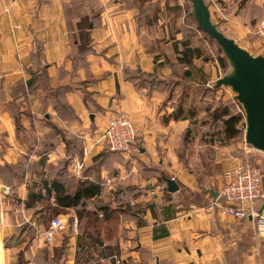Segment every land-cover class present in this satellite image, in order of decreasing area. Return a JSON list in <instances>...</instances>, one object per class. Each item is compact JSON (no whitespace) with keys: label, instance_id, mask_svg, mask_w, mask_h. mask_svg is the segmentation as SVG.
I'll list each match as a JSON object with an SVG mask.
<instances>
[{"label":"crops","instance_id":"0c3cea01","mask_svg":"<svg viewBox=\"0 0 264 264\" xmlns=\"http://www.w3.org/2000/svg\"><path fill=\"white\" fill-rule=\"evenodd\" d=\"M204 1L227 37L264 55V37L255 31L264 0ZM73 2L0 0V172L6 166L20 169L13 189L0 180V264H113L114 256L123 264H264V234L256 218L220 212L226 205L218 196L224 173L243 161L242 147L196 142L214 148L208 157L220 170L213 174L199 152L192 155L194 163L189 152L180 157L186 129L196 117L174 119L168 91L133 75L178 81L177 70L188 67L178 62L174 47L180 49L187 40L198 46L192 43L197 26L189 15L191 1L96 0L90 49L80 59L74 56L76 30L70 26L79 17L68 14ZM192 66L183 78L190 84L208 85L227 74L222 75L216 60L203 56L193 58ZM31 72L44 73L50 88H67L61 96L67 114L45 98L38 79L31 83ZM119 111L138 130L136 149L129 154L108 152L98 141L108 118ZM83 146L89 151L81 177L56 172L63 159ZM96 156L101 164L93 162ZM262 161V196L254 208L264 213ZM163 174L175 180L176 191H168ZM54 176L69 191L78 181L99 184V196L84 201L85 211L102 203L121 212L106 219L99 211L100 225L94 227L74 208H64L55 215L75 217L77 233L58 234L52 243H43L37 236L51 218L46 206L55 203L24 202L33 191L45 192L42 177ZM163 183L166 190L157 191ZM213 200L216 207L206 211Z\"/></svg>","mask_w":264,"mask_h":264},{"label":"trees","instance_id":"16d2710c","mask_svg":"<svg viewBox=\"0 0 264 264\" xmlns=\"http://www.w3.org/2000/svg\"><path fill=\"white\" fill-rule=\"evenodd\" d=\"M69 12V10H67ZM71 18L73 19L75 16L79 17V20L77 22L70 23V26H73L76 32L74 33V37L72 38V42L75 46V57L80 59L84 55L86 51L90 49V36H89V29H91L95 23L96 18L98 17V5L96 0H74L71 10L68 13ZM193 19L195 20L192 11L189 13ZM81 15V17H80ZM196 22V20H195ZM90 24L92 25L91 28H89ZM197 28L195 29V34L204 33V35H207L204 31L201 30V28L198 26L196 22ZM200 33V34H201ZM208 36V35H207ZM208 38L211 40L212 38L208 36ZM213 40V39H212ZM198 41H201V38H199ZM209 41V40H208ZM214 41V40H213ZM202 42V41H201ZM216 43V42H215ZM218 46V45H217ZM219 48V53H222L221 48ZM175 52H176V57L179 63L184 64L187 66V69H184L181 71V69L177 70L179 79L178 81H174L170 83L168 80H165L163 78H160L157 74H147L143 72H134V76L137 77V79L142 83H149L151 85H156L161 89L168 90L169 93L174 91V88L179 85L178 82H181V84H185L186 86L190 85V82H185L183 81L184 77H189L191 74L190 67L193 68L192 66V59L193 58H198L203 55V50L200 44L198 46H192L190 44V40L188 41H181L180 42V49L174 47ZM204 59H206L204 57ZM218 63L221 66H225V58L223 56H218L217 57ZM168 62V61H167ZM169 63V62H168ZM174 68V67H173ZM31 83L35 80H39V85L41 87V90L43 93H45V98L49 97L54 100V102L58 103V106L62 111H64V114H67V107L64 106V104L61 102V96L63 93L66 91V87H59V88H50L47 84V79L44 75V73L37 74L35 72H31ZM182 78V79H181ZM30 83V85H32ZM218 87H215V89ZM170 95V94H169ZM87 94L84 96V100L87 99ZM185 93L181 95V100L182 98L184 99ZM207 113L209 114V118L212 120V122H219L221 124V129L217 131V133H220L222 135V141L220 142L222 145L223 144H228L229 141L237 138L240 133H241V127H240V122H241V115L237 113H231L229 110V106L225 104H219L217 106H214L212 109H206ZM27 117H31V114L28 111L23 112ZM188 115L191 117H196V112L194 110H188L186 111L184 108V103L183 100L181 103L175 105V108L171 114V116L174 119L182 118L183 115ZM197 118L194 119L195 123ZM15 124L16 127H20L18 115L16 113V118H15ZM55 130H57V127L52 126ZM188 128L186 129V133L188 132ZM108 152V149H106ZM114 153V152H112ZM71 155H82V148L80 152L77 153H72L67 156V158L63 159L60 162V165L58 168V173H66L70 175L68 171V157ZM99 156H96L93 158L94 163H100L101 160L98 158ZM181 157V156H180ZM257 165V164H256ZM86 169L85 163L83 167V172ZM20 174V169L15 170L11 166H6L2 171L0 172V180L4 183H8L9 185L15 187L16 183H13V179L16 180L15 175ZM71 176V175H70ZM164 179H170V177L166 174H163ZM72 177V176H71ZM17 181V180H16ZM40 183L42 184L43 188L45 189V192L42 193L40 190L39 191H33L30 193L28 196L27 200L24 202L25 205H29V201H43V202H48L50 199L55 203L53 206H46L47 208L49 207V215H54L60 212L64 208H74L76 211V214L81 218L83 216L86 218V222L88 225H92L94 227L99 226V222L97 221V215L98 212L101 211L105 216L106 219H113L116 217L117 212H121L119 209H112L110 208L109 205L107 204H102L99 203L97 207L94 210H87L85 211L84 206V201L86 199L90 198H96L100 194V186L96 182H92L89 180L85 181H78L75 183L73 186V190L69 191V187L67 188L65 184L56 176L51 177L50 179H44L42 177ZM223 199V198H222ZM53 217V216H52ZM51 219V218H50Z\"/></svg>","mask_w":264,"mask_h":264},{"label":"built area","instance_id":"2783aa9c","mask_svg":"<svg viewBox=\"0 0 264 264\" xmlns=\"http://www.w3.org/2000/svg\"><path fill=\"white\" fill-rule=\"evenodd\" d=\"M255 31L258 36L264 37V15L257 20ZM137 137L138 130L128 116L124 112L119 111L108 118L98 141H103L111 152L129 154L136 149L134 144ZM245 149L248 151L250 148L246 145ZM88 151L87 146H83L81 156L71 155L68 157V171L72 177H81L85 163L84 158ZM261 182V167L243 160L235 167L225 171L218 196L223 198L226 204L220 208V212L238 219L246 218L247 216L254 217L256 218L257 227L264 234V213L258 212L254 208V202L262 196ZM164 190H166L164 183L157 187V191ZM215 201H210L204 209L206 211L214 210L217 205ZM77 231L78 222L75 217L69 218L55 215L51 217L48 225L38 234L37 238L41 239L45 244H50L58 234L77 233ZM113 264H123L122 259L114 256Z\"/></svg>","mask_w":264,"mask_h":264},{"label":"rangeland","instance_id":"374dc122","mask_svg":"<svg viewBox=\"0 0 264 264\" xmlns=\"http://www.w3.org/2000/svg\"><path fill=\"white\" fill-rule=\"evenodd\" d=\"M212 22L215 23L213 20ZM200 33L196 34L197 37H195L192 43L199 44L197 39L201 38L202 44L205 48L203 52L204 57L206 59L210 58V60H216L217 64L220 67V72L222 73V75L230 72L231 68L228 69V61H225V65L227 66L226 69H223L222 66L218 63L217 57L223 56V58H225V56L223 53H219V48L215 41H213L212 39L210 40L207 35H204V33ZM215 82V80L210 81L209 83H207L208 85H195L192 83L188 86H186L184 83L181 84V82H178L179 85L174 88V91L169 93V91L167 90L168 94H170L169 98L173 100L172 103L174 105L181 103V101L183 100L185 108L188 107L190 108V110H194L196 112L197 119L195 123H191L188 127L189 131L185 133L184 139L182 140L183 145L180 146L179 155L184 158L185 154L189 152L190 159H192L191 163H194L192 155L196 156L198 154L195 153L199 152V154L203 157V163L208 172L213 174L220 170V165L210 161L208 157L209 154L214 151V148L209 145L198 146L196 145V142L204 141L205 143H208L215 141L219 144L222 141V135L220 133H217V131L221 129V124L219 122H212L206 109H212L214 106H217L219 104H225L229 106V110L231 113L240 114L242 118L240 122V127L242 130L240 135L237 138L229 141L228 143H238L239 146L242 147V150H240L239 153H241V156L244 157L243 160H247L250 163L257 164L261 167L263 163L262 159H264V152L250 147L245 143L244 140L245 113L241 104L235 99V93L231 90L230 87L220 86L215 89ZM186 92H190V96H188V98L184 97V99L182 98L181 100V95H183V93H185L186 95ZM246 145L250 148L248 151L244 148V146ZM194 168H196L195 165ZM52 216L53 215L49 216V218ZM47 222L48 220L44 222L43 227H46L48 225Z\"/></svg>","mask_w":264,"mask_h":264},{"label":"water","instance_id":"95a60500","mask_svg":"<svg viewBox=\"0 0 264 264\" xmlns=\"http://www.w3.org/2000/svg\"><path fill=\"white\" fill-rule=\"evenodd\" d=\"M190 1L198 26L221 48L231 68L230 72L216 80L215 87L228 86L235 93V99L245 113V143L264 152V55L249 52L220 31L212 22L204 0ZM164 180L169 192L178 189L174 179Z\"/></svg>","mask_w":264,"mask_h":264}]
</instances>
